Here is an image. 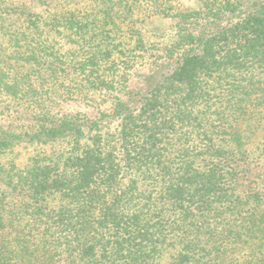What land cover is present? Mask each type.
<instances>
[{
	"label": "trees",
	"instance_id": "1",
	"mask_svg": "<svg viewBox=\"0 0 264 264\" xmlns=\"http://www.w3.org/2000/svg\"><path fill=\"white\" fill-rule=\"evenodd\" d=\"M240 1L208 0L196 10L175 11L166 46L172 70L137 112L114 105L121 119L120 156L96 132L80 145L84 130L74 122L57 119L44 127L46 137L75 140V154L66 158L69 176H28L25 183L32 197L59 192L64 204L54 219L63 233H50L35 247H24L33 235L21 233L17 249H0V264H35L38 254L40 264H161L165 256V264H264V180L258 191L251 181L244 184L251 169L264 164V4ZM99 12L82 18L34 13L19 28L5 26L30 50L3 54L11 71L0 78L12 76L30 87L36 67L56 75L59 53L43 41L67 28L78 38V50L93 49L80 56L83 91L108 90L116 60L133 57L117 39L105 37L113 30L106 27L124 25L136 39L134 48L145 40L134 25L138 18ZM150 16L140 21L146 24ZM6 81L5 94L29 103V88ZM260 125L250 149L249 137ZM24 136L0 135V148ZM2 221L0 216V227Z\"/></svg>",
	"mask_w": 264,
	"mask_h": 264
},
{
	"label": "rangeland",
	"instance_id": "2",
	"mask_svg": "<svg viewBox=\"0 0 264 264\" xmlns=\"http://www.w3.org/2000/svg\"><path fill=\"white\" fill-rule=\"evenodd\" d=\"M206 1L208 0H0V76L11 71L6 64H2L3 54L6 57L18 56L30 50L27 49V44L17 39L16 33L6 30L5 26L19 28L32 19L34 13H40L45 17L54 12L65 15L75 12L82 18L100 13L99 10L103 9L112 17H119L122 14L133 15L134 20L139 19L134 25L140 28L139 36L145 40L141 48H134L136 39L130 38L124 25L117 24L115 28L109 24L106 27L107 30H113L105 37L107 36L109 41L117 39L115 44H121L123 53L133 57L129 60L122 58V62L116 60L117 70L110 75L114 85L108 87V90L96 93L83 91L81 80L83 76L79 70L80 56L92 52L93 49L84 47L78 50L75 45L78 38L70 35L67 28L61 36L49 34L43 41V46L49 51L59 53L60 65L55 69L56 75L35 71L38 69L36 67L30 71L29 78L31 76L33 78L30 87L22 82H15L16 79L12 76L11 78L9 76L7 81L6 77L0 78V135L14 137L24 136L26 133L30 136L17 139L4 149L0 148V216L3 217V227H0V249L6 246L8 250L17 249L21 245L17 242L21 233L33 235L29 244L31 246L25 244L24 247L42 244V240L49 239L50 233L57 232L59 235L63 233L59 231L60 226L56 225L57 220L54 219L56 217L54 215L64 204L59 192L38 196V199L32 197L25 183L28 176L40 180L44 177L54 180L59 175L69 176L70 168L65 164L66 158L75 154L73 153V148L76 147L75 140L65 136L46 137L41 132L44 127L53 126L56 124L53 123L54 120L57 119L74 122L84 130L83 137L79 139L80 145L87 140V136L90 137L96 132L103 136L105 144H109L108 148L120 156L118 132L121 119L115 112L114 105L122 103L131 111H138L146 94L158 82H162L172 70V61L166 54V46L172 42L175 32L173 14L178 9L196 10ZM240 2L242 6L264 4V0ZM148 13L151 16L145 24L140 20ZM115 23L118 22L115 20ZM133 35L137 38V34ZM108 40L106 39V43ZM20 78L22 77H18ZM5 81L23 89L29 88L27 97L29 103L5 94L1 89ZM261 130L262 125L253 128L254 134L249 137L248 148L256 147ZM197 143L198 140L194 144ZM188 145H192V142ZM197 146L200 148L202 145ZM263 180L264 164L259 163L251 169L244 184L251 181V187L258 191L262 188ZM40 258L38 254V261L32 257L31 261L40 264L42 262ZM97 258L98 255L94 257L96 261ZM167 260L168 256H165L161 264H165Z\"/></svg>",
	"mask_w": 264,
	"mask_h": 264
}]
</instances>
